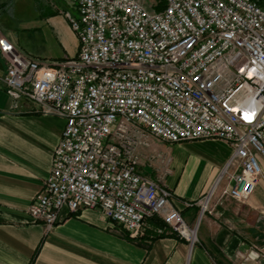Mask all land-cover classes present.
<instances>
[{
  "label": "built area",
  "instance_id": "2783aa9c",
  "mask_svg": "<svg viewBox=\"0 0 264 264\" xmlns=\"http://www.w3.org/2000/svg\"><path fill=\"white\" fill-rule=\"evenodd\" d=\"M70 1L75 13L63 15L77 38L73 56L49 63L0 34V85L13 106L29 100L35 112L64 119L30 217L48 230L62 207L98 208L132 239L158 217L156 235L195 243L172 191L141 169L139 149L151 137L223 140L231 154L200 211L209 212L224 180L222 194L249 199L264 161V0Z\"/></svg>",
  "mask_w": 264,
  "mask_h": 264
},
{
  "label": "crops",
  "instance_id": "0c3cea01",
  "mask_svg": "<svg viewBox=\"0 0 264 264\" xmlns=\"http://www.w3.org/2000/svg\"><path fill=\"white\" fill-rule=\"evenodd\" d=\"M23 1L0 0V34L16 46L2 28L10 18L19 20L18 26H47L58 47L54 58L20 51L49 63L73 56L77 38L63 15L75 13L71 1L29 0L34 13L17 14ZM5 70L0 54V74ZM63 126V118L35 112L29 100L14 107L0 85V264H264L259 251L264 245L259 215L264 210V171L247 201L222 194L224 180L214 190L209 212L200 211L197 201L231 154V147L217 138L165 143L151 137L150 147L139 149L141 169L172 191L170 203L195 227V243L170 231L152 238L161 227L153 222L158 217L148 220L144 236L132 239L124 229L110 227L98 208L89 207L75 213L62 207L59 221L45 229L30 217L28 206L49 173ZM150 152L156 156L147 162Z\"/></svg>",
  "mask_w": 264,
  "mask_h": 264
},
{
  "label": "rangeland",
  "instance_id": "374dc122",
  "mask_svg": "<svg viewBox=\"0 0 264 264\" xmlns=\"http://www.w3.org/2000/svg\"><path fill=\"white\" fill-rule=\"evenodd\" d=\"M150 1L152 0H145V2ZM31 4L32 3L29 0H24L22 2V6H19L18 4V8L16 10L17 14L24 13L26 15H32L34 10L32 9ZM18 21L19 20L10 18L7 23L8 25L2 28L9 35L11 34L12 39L19 50L32 52L34 54H48L46 56H51V58L56 56L58 50L56 45L57 43L47 26L34 29V27L15 25ZM46 58L51 59L49 57ZM259 215L262 219H264V210L262 211L261 209Z\"/></svg>",
  "mask_w": 264,
  "mask_h": 264
},
{
  "label": "trees",
  "instance_id": "16d2710c",
  "mask_svg": "<svg viewBox=\"0 0 264 264\" xmlns=\"http://www.w3.org/2000/svg\"><path fill=\"white\" fill-rule=\"evenodd\" d=\"M153 219H154V218H153ZM153 222H154V224L157 225V226H160V225L163 226V225H164L163 222H162L161 220L157 219V218L154 219ZM144 235H145V233H144ZM144 235H143V236H144ZM160 235H162V234L156 235V233H155V235L152 234L151 237L153 238V237H155V236H160Z\"/></svg>",
  "mask_w": 264,
  "mask_h": 264
}]
</instances>
